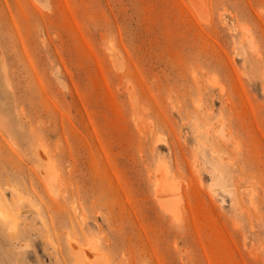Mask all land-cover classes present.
Returning a JSON list of instances; mask_svg holds the SVG:
<instances>
[{"label": "rangeland", "instance_id": "1", "mask_svg": "<svg viewBox=\"0 0 264 264\" xmlns=\"http://www.w3.org/2000/svg\"><path fill=\"white\" fill-rule=\"evenodd\" d=\"M0 208V264H264V0H0Z\"/></svg>", "mask_w": 264, "mask_h": 264}, {"label": "bare ground", "instance_id": "2", "mask_svg": "<svg viewBox=\"0 0 264 264\" xmlns=\"http://www.w3.org/2000/svg\"><path fill=\"white\" fill-rule=\"evenodd\" d=\"M167 179L160 173L157 172L156 173V177H155V191H156V195L157 198L161 204V206L166 209V210H174L176 208V205L174 203L173 200H171L170 198H168V194L171 193L173 191V187L174 185L170 182L168 183L166 181ZM0 216L5 220V222H7V224H10L8 222V216L7 213L0 208ZM11 226L9 225V229ZM75 245L71 244V250H75L74 249ZM91 259V263L92 264H97L96 263V259L94 257H89ZM93 259V260H92Z\"/></svg>", "mask_w": 264, "mask_h": 264}]
</instances>
